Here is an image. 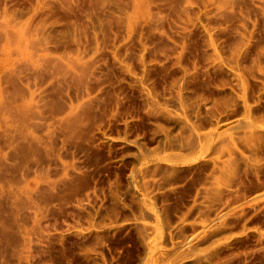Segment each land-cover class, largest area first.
Returning <instances> with one entry per match:
<instances>
[{
    "label": "rangeland",
    "instance_id": "1",
    "mask_svg": "<svg viewBox=\"0 0 264 264\" xmlns=\"http://www.w3.org/2000/svg\"><path fill=\"white\" fill-rule=\"evenodd\" d=\"M0 264H264V0H0Z\"/></svg>",
    "mask_w": 264,
    "mask_h": 264
}]
</instances>
